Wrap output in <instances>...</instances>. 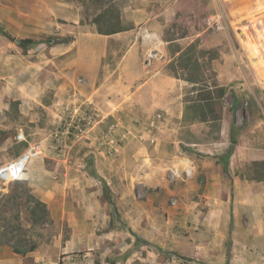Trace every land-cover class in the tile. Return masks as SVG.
<instances>
[{
	"label": "rangeland",
	"instance_id": "1",
	"mask_svg": "<svg viewBox=\"0 0 264 264\" xmlns=\"http://www.w3.org/2000/svg\"><path fill=\"white\" fill-rule=\"evenodd\" d=\"M259 22L264 29V0H0V26L33 40L21 47L0 34V166L38 147L15 179L0 178V264H61L68 246L95 243L105 264H125L129 255L131 264L144 257L146 264H264L256 226L263 221L246 206L235 247L231 236L216 235L221 205L209 198L219 189L190 184L191 167L189 174L165 162L146 176L135 170L139 159L133 165L125 147L151 157L162 130L155 118L138 123L140 108L127 102L148 98L123 88L140 62L122 65L128 38L119 32L131 26L141 42L162 36L150 58L163 52V69L181 82L191 113L211 118L205 137L218 140L224 165L237 147L264 149ZM90 49L100 50L99 61L78 54ZM139 56L148 64V54ZM243 169L264 173L263 164ZM211 244L231 250L220 254Z\"/></svg>",
	"mask_w": 264,
	"mask_h": 264
},
{
	"label": "crops",
	"instance_id": "2",
	"mask_svg": "<svg viewBox=\"0 0 264 264\" xmlns=\"http://www.w3.org/2000/svg\"><path fill=\"white\" fill-rule=\"evenodd\" d=\"M133 29L129 26L125 27L123 31H119L123 33L125 38H128L122 65L127 66L132 60L140 62L136 75L129 77L128 80L124 79L123 88L126 90L129 88L128 92L131 93L129 95L131 97L132 94L141 92L142 95L148 98L147 102H142L140 106L135 105L134 102H127L132 104V108H140L135 115L138 117V123L145 122L147 118H155L156 120H154L160 123L162 133L155 134L156 140L154 139L151 157L148 154L146 158L147 152L142 147L133 150L130 144L125 147V152L133 165L139 159L140 164L135 165V170L139 171V176H146L147 168L150 165V171L153 172L152 168L157 165L161 166L160 163L178 164L179 166H187L184 172L188 171L190 173V167L192 168V176L187 178L190 184L194 181H204L205 187L210 186L219 189V195L216 192L214 196L209 198V203L219 202L221 205L218 218L222 220V228L217 229L216 235L220 237L231 236V240L235 241L233 244L236 247L240 238L241 227H244L243 222L241 223L243 214L240 206H246L251 213V219L258 221V224L263 221L261 223L264 225V173L252 172L255 175L251 176L247 175L243 169L244 164L248 162L264 165V149L253 148L245 151V149L237 147L231 151L223 165L215 155L220 150L213 146L218 145V140L205 137L207 133L204 129L212 121L211 118L209 116L202 117L197 111L194 114L191 113V109L195 105H193V101L181 98L179 89L181 82L176 76L167 73L163 69V57H165L163 52H157L155 53L156 56L150 58L153 52L149 53V51L158 50L159 47L154 43L163 41L162 36L160 38L155 35L150 36L160 40L152 39L150 42H141L137 36L135 39L132 38L136 32ZM155 33L161 35L157 30ZM149 45L150 48H147ZM79 53L80 55L91 54L92 59L94 58L95 61H99L101 56L100 50L97 52L94 49L80 50ZM139 54L144 55V57L147 54L149 55L148 64H142ZM136 76L142 79L138 84H136ZM129 122L132 123L133 121L130 120ZM182 146L185 148H182ZM222 167H224V170H222ZM155 172L158 173L157 169ZM201 176L202 178L199 180ZM227 185H230L231 189L229 195L227 194ZM223 188H225V191L222 195L221 190ZM55 209L54 205L53 213ZM256 226L258 233L262 231L264 235V227H259L257 224ZM88 232V230H85L82 234L86 235ZM92 232L97 240L101 238V235L95 231ZM99 246L96 243L92 246H84L83 249L68 246L67 249H64L61 264H105L106 251L100 250ZM230 247L229 244L226 246L224 244L217 246L211 244L206 248H211V251L214 249V251L223 254L224 250L230 249ZM198 249L197 245L196 250L198 251ZM130 260L129 255L125 260V264L126 262L131 264ZM146 260L147 258L144 257L137 264H146L142 263Z\"/></svg>",
	"mask_w": 264,
	"mask_h": 264
},
{
	"label": "built area",
	"instance_id": "3",
	"mask_svg": "<svg viewBox=\"0 0 264 264\" xmlns=\"http://www.w3.org/2000/svg\"><path fill=\"white\" fill-rule=\"evenodd\" d=\"M222 16V15H221ZM220 18V16H219ZM215 27L217 29H222L224 27L222 21L219 19L215 25ZM25 152L28 153H23L24 155H20L18 156L16 159L9 161L8 163L0 166V178L2 179H15L20 172L22 171V169L25 166V163L27 162V160L34 154L38 153V147H31L28 150H26ZM26 158V161L24 163H19L21 161V159ZM186 174H189L188 171L185 172ZM177 174V173H175Z\"/></svg>",
	"mask_w": 264,
	"mask_h": 264
},
{
	"label": "trees",
	"instance_id": "4",
	"mask_svg": "<svg viewBox=\"0 0 264 264\" xmlns=\"http://www.w3.org/2000/svg\"><path fill=\"white\" fill-rule=\"evenodd\" d=\"M118 30H112L109 32H115ZM103 32V31H100ZM103 33H108V32H103ZM0 34L7 37L8 39H10L11 41H13L14 43H16L17 45L21 46V47H26L27 45H29L30 43L33 42L32 39L30 38H17L14 36H11L3 27L0 26ZM49 41V40H48Z\"/></svg>",
	"mask_w": 264,
	"mask_h": 264
},
{
	"label": "bare ground",
	"instance_id": "5",
	"mask_svg": "<svg viewBox=\"0 0 264 264\" xmlns=\"http://www.w3.org/2000/svg\"><path fill=\"white\" fill-rule=\"evenodd\" d=\"M263 14V13H262ZM257 19H259V18H257ZM258 23V22H257ZM260 23V35H261V37H262V39L264 38V29H263V26H262V22H259ZM260 37V36H259ZM248 38V37H247ZM256 46L254 45V46H252V48H255ZM25 154L26 153H28V152H24ZM22 155H24L23 153H22ZM21 155V156H22ZM20 156V157H21ZM26 161V158H23V159H21V161L19 162V163H24ZM7 180H10L9 178H7Z\"/></svg>",
	"mask_w": 264,
	"mask_h": 264
}]
</instances>
